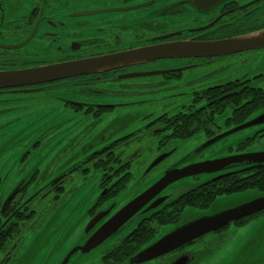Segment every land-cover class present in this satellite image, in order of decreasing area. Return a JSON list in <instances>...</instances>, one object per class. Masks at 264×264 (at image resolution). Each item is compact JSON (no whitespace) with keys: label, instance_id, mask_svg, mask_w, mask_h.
I'll use <instances>...</instances> for the list:
<instances>
[{"label":"flooded vegetation","instance_id":"1","mask_svg":"<svg viewBox=\"0 0 264 264\" xmlns=\"http://www.w3.org/2000/svg\"><path fill=\"white\" fill-rule=\"evenodd\" d=\"M263 29L264 0H0V71L153 45L215 42ZM176 53L0 88L5 97L0 99V264L16 262L23 232L46 212L71 205L73 215L80 214L77 222L60 217L58 224L72 239L53 242L59 244L57 264L63 251L87 240L84 230L102 207L111 212L91 232L165 171L264 151V44L216 55ZM11 97L48 98L53 105L35 114L30 140L17 148L8 142L10 129L20 128L11 124ZM244 129L248 136L226 142ZM158 166L161 171L151 179ZM260 181L264 162L228 163L222 170L182 177L159 196L182 183L192 189L147 214L95 257L78 251L67 264H121L141 249L128 255L131 248L125 246L137 245L128 238L137 228L152 232L144 247L175 225L182 211L207 209L215 199L244 191L264 193V184L250 186ZM263 215L261 209L241 217L154 262L171 264L188 254L186 264H214L233 243L231 235L256 226Z\"/></svg>","mask_w":264,"mask_h":264},{"label":"water","instance_id":"2","mask_svg":"<svg viewBox=\"0 0 264 264\" xmlns=\"http://www.w3.org/2000/svg\"><path fill=\"white\" fill-rule=\"evenodd\" d=\"M264 44V29L247 35L234 37L231 39L218 40L208 43H179L176 45H153L130 51H122L110 55H103L95 58H88L79 61H68L30 67L17 70L0 71V88L20 87L36 85L58 79L69 78L75 75L92 73L94 71L106 70L134 62H143L157 58L172 56L170 52L177 51L176 54L183 55L200 54L216 55L237 51L240 49L253 48ZM15 46H11L13 48ZM165 156L157 157L150 168L159 163ZM264 162V151L244 153L227 158H220L215 161H205L185 166L181 169L167 170L152 185L147 187L135 198L127 202L115 213H113L101 226L92 229L110 212L111 207H102L88 222L84 233L87 239L83 245L76 243L64 253V257L57 264H67L70 256L75 252H80L81 257H88L101 249L105 243L113 237L139 223L140 219L147 217L159 206L171 199L174 200L189 191L190 185L182 183L181 186L188 187L174 192L173 188L167 189L165 195L159 196L170 184L182 177L201 174L203 172H213L222 170L228 163L242 165L245 163ZM188 185V186H187ZM264 209V193L257 191H244L243 193L230 195L215 199L207 209H187L182 211L178 221L171 228L164 230L160 236L151 243L142 247L136 253L125 259L121 264H140L148 262L172 251L187 245L191 241L223 227L241 217L250 215L256 211ZM90 234V235H89ZM41 249V246L36 248ZM52 252L57 253L59 244L51 246ZM34 246H27L26 255H22L17 260L21 264L32 263L31 257L27 255L33 250ZM39 249V250H40ZM188 254H183L176 258L171 264H186L190 260ZM16 260V261H17ZM229 261L227 264H230ZM44 264H47L45 261Z\"/></svg>","mask_w":264,"mask_h":264},{"label":"rangeland","instance_id":"3","mask_svg":"<svg viewBox=\"0 0 264 264\" xmlns=\"http://www.w3.org/2000/svg\"><path fill=\"white\" fill-rule=\"evenodd\" d=\"M3 98L5 97H1L0 99ZM16 98L17 97H11L10 117L12 127L14 128L15 123H17L20 128L18 130L10 129V140L8 142L11 143V146L13 148L19 147L20 144L24 143L27 138V141L30 140L29 138L32 136L30 135V133L32 132V127L37 125L34 124L38 116L35 114L40 115V113L46 110H50V108L53 107V105L51 104L52 101L48 98H45L43 100H39L37 98L28 100H15ZM25 113L29 114L28 117L26 119L18 120L19 117L25 115ZM3 116L4 115L0 116V120H3ZM3 133L4 127L2 125L0 128V135L3 136ZM249 133V129L238 131L230 135L227 138L226 142H238L244 137L248 136ZM223 144L224 143H221L220 146L222 147ZM145 167L146 166L141 167L140 172L145 170ZM159 169L160 166L155 167L151 170V179H154L159 174V172L161 171H158ZM177 186L178 187L173 188L174 192H178L181 189L188 188L186 186H181L180 184ZM82 192L83 190L79 193ZM61 215L64 218L65 222H72L73 220H76L77 222L79 221L78 218L80 217L78 211H76L73 215L71 205L64 209L63 212L59 211L58 208L56 210H52L40 215L35 219L34 224L23 232L22 243L15 250V253H17L16 255L19 257H21L22 255H26L27 250L25 249V246H34L33 250L27 254L31 257L32 263L28 262L27 264H44L45 261H47V264H56L55 260L57 254L53 253L51 250L53 242L57 239H72V237H69L65 234L67 228L63 226L61 227L58 224L60 223ZM82 223L83 222H81V224ZM255 231L256 235L253 236ZM123 233L124 232L118 234L116 237H113L110 241L105 243L104 246L100 247V251L107 249L108 246L112 244L116 239H120ZM230 240H232L233 243L227 246L225 250H222V252H220L219 256L214 259V264H227L229 261H231L230 264H264V215L256 226L245 227L244 229L235 231V233L231 235ZM37 246H41V249L40 247L36 248ZM64 252L65 251H63L62 253L64 254ZM94 255L96 254H91L87 259ZM18 260L13 264H21L20 262H18ZM168 260L169 259L165 260V262H168ZM154 261L155 260H152L149 263L158 264L160 262ZM11 262H9V264H11Z\"/></svg>","mask_w":264,"mask_h":264},{"label":"trees","instance_id":"4","mask_svg":"<svg viewBox=\"0 0 264 264\" xmlns=\"http://www.w3.org/2000/svg\"><path fill=\"white\" fill-rule=\"evenodd\" d=\"M262 184H264V181H260V182H258V184L252 183L250 186H260ZM14 231L15 230L13 229L12 232H14ZM151 234H152V232H149L147 234V231H145V230H143L141 228L140 229L137 228L136 230H134L130 234V236L128 238L129 239L130 238L136 239L137 240V245L135 247H132L131 245L130 246L125 245L126 247H130L131 248V251L128 253V255L131 254L134 250L139 249V248H142V246L145 244V242L148 241L151 238ZM126 255L127 254H124L123 256H126ZM121 258L122 257H119L116 260H120Z\"/></svg>","mask_w":264,"mask_h":264}]
</instances>
